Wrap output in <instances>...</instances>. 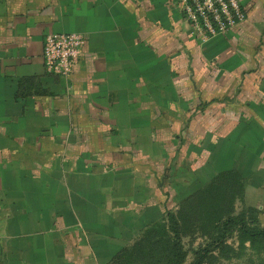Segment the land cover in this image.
I'll use <instances>...</instances> for the list:
<instances>
[{
	"label": "crops",
	"instance_id": "0c3cea01",
	"mask_svg": "<svg viewBox=\"0 0 264 264\" xmlns=\"http://www.w3.org/2000/svg\"><path fill=\"white\" fill-rule=\"evenodd\" d=\"M239 1L201 43L171 0H0V264L101 259L229 171L264 216V0ZM63 33L68 79L42 58Z\"/></svg>",
	"mask_w": 264,
	"mask_h": 264
},
{
	"label": "trees",
	"instance_id": "16d2710c",
	"mask_svg": "<svg viewBox=\"0 0 264 264\" xmlns=\"http://www.w3.org/2000/svg\"><path fill=\"white\" fill-rule=\"evenodd\" d=\"M243 194L244 185L238 173H220L185 198L176 213L168 212L165 219L146 227L139 240L132 247L123 248L119 257L115 256L111 262L127 264L121 259H131V255L141 254L140 257L151 259V264H154L153 261L155 264H183L185 256L181 237L198 232L211 240L208 248L223 246L233 226L237 229L242 247L246 244L250 247L264 246V226L256 225L257 211L249 209L235 213V202L242 199ZM208 252L207 248L203 249L196 264H200Z\"/></svg>",
	"mask_w": 264,
	"mask_h": 264
},
{
	"label": "built area",
	"instance_id": "2783aa9c",
	"mask_svg": "<svg viewBox=\"0 0 264 264\" xmlns=\"http://www.w3.org/2000/svg\"><path fill=\"white\" fill-rule=\"evenodd\" d=\"M188 24L191 36L201 43L225 36L246 19L239 0H171ZM86 38L75 33L47 34L42 58L47 74L73 77L85 53Z\"/></svg>",
	"mask_w": 264,
	"mask_h": 264
},
{
	"label": "rangeland",
	"instance_id": "374dc122",
	"mask_svg": "<svg viewBox=\"0 0 264 264\" xmlns=\"http://www.w3.org/2000/svg\"><path fill=\"white\" fill-rule=\"evenodd\" d=\"M263 181L264 179L262 180V182ZM192 183L193 181L190 182V184ZM178 190H180L183 193L185 189L182 190V188H180ZM170 200L171 203L168 205L165 204L167 206L166 207L164 206L165 208H163V210H165L167 207H170L169 213H176L179 209V201L177 203L176 201H174V198H170ZM240 207L241 204L237 203V208H236V203H235L236 214L245 211ZM251 210L255 211V209L253 208H251ZM262 212H264V206ZM166 214L164 219L166 218ZM256 217L258 219L256 225L258 227L264 226V216H260L258 215V213H256ZM141 233L137 236V238L135 239L133 238V240L128 242V244L123 243L122 245H115V247L112 246V249L114 250L104 251L100 253L99 257L101 256L100 257L101 259H96L91 254L92 260L88 261L87 264H113V262L111 261L114 259V257L117 255L119 257V255L121 254L120 252L123 250V248L132 247L133 244L139 240ZM210 243L211 240H209L208 237H204L198 234V232L197 234L194 235H187L181 237V244H182L181 246L185 256V260L183 264H196V261L198 257L201 255L202 250L206 248L210 252H208L207 255L201 260L200 264H264V246L250 247L248 244H246L244 245V247H242V245H240L238 241V233L235 226H233L228 231L223 246L217 245L208 248V245ZM105 247L107 246L102 245L103 249H105ZM140 256L141 254L131 255L130 257L131 259L122 258L121 261L122 262L127 261V264H151L150 262L151 259H144ZM121 261L119 262L121 263ZM153 262L155 264V261Z\"/></svg>",
	"mask_w": 264,
	"mask_h": 264
}]
</instances>
